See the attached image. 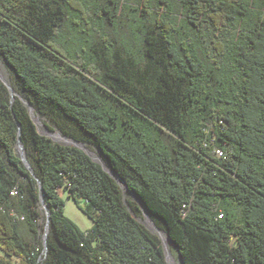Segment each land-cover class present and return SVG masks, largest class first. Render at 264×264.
<instances>
[{"label":"trees","instance_id":"1","mask_svg":"<svg viewBox=\"0 0 264 264\" xmlns=\"http://www.w3.org/2000/svg\"><path fill=\"white\" fill-rule=\"evenodd\" d=\"M0 58L18 93L10 103L0 82V264H167L139 206L82 149L40 134L19 96L96 148L180 264H264V0H0ZM18 133L50 212L42 261L11 213L17 201L39 235Z\"/></svg>","mask_w":264,"mask_h":264},{"label":"rangeland","instance_id":"2","mask_svg":"<svg viewBox=\"0 0 264 264\" xmlns=\"http://www.w3.org/2000/svg\"><path fill=\"white\" fill-rule=\"evenodd\" d=\"M132 3H133V5L136 4L135 2H132ZM0 77L5 79L13 87V76H12L11 70L7 67V65L3 62V60L1 58H0ZM0 82L2 83L1 80H0ZM4 87L6 89L5 94H6L7 98L9 99L10 94H9V92H8V90H7L5 85H4ZM15 97H17V95H15L14 98ZM34 116H35V118H36V120L38 122L39 129H40L41 132H45L46 131L45 127H47V125H48L49 128L48 127L47 128L49 130L59 131L62 135L69 136V137H72L73 139L77 140L76 138H74L70 134L63 133L61 128H59V126H57L53 121H50V120H48L47 118H45L43 116L41 117L36 112H34ZM60 123L62 125H64V127L68 131L74 133V135L81 136L80 131L74 125H72L70 123H66L65 121H61ZM48 137L53 142L63 143V141H61L60 139L52 138L51 136H48ZM77 141L82 142L84 144V146L90 152H92L95 156H99L100 155L98 153V151L96 150V148L92 144H90L88 142L81 141V140H77ZM22 182L23 183H27L26 180L23 179V178H22ZM58 193L63 198L64 203H65V205H64V213H65V215L70 220H72L75 224H77L78 227L81 230H83V231L88 230L91 227V225H92L91 219L82 212V210L78 207L76 202L71 197H68V192L65 189L60 188L58 190ZM121 193H122V196H123L125 204L128 206L126 201L128 199L129 200H132V199L127 194L123 193L122 190H121ZM14 200H16V199H14ZM38 210H39V213H40V217H39V220H38V224H39V235L38 236H35L34 233L30 230V227H29L28 223L24 220V217H23V215L21 214V212L19 210V205L17 204V201H14L13 208L11 209V213L17 218V220L19 222V232L21 233L23 238L30 244H38V245H40L41 249H40L39 257H41L43 259L44 258V253H43V250H44V247H43V234H44V227H45V223H46V217H45V213H44L43 209L41 208V205H39ZM136 218L138 219V221L142 225H144L148 230H150L155 236L158 237V239L160 240L161 245L163 247V241L159 237V233L156 232L153 229V227H151V224H149L147 222L146 218L142 214L136 215ZM168 244H169L168 245L169 246V253H170L171 257L173 258L174 262H176L177 264H180L179 263V257L177 255L176 249L170 243H168ZM42 259H41V261H42Z\"/></svg>","mask_w":264,"mask_h":264},{"label":"water","instance_id":"3","mask_svg":"<svg viewBox=\"0 0 264 264\" xmlns=\"http://www.w3.org/2000/svg\"><path fill=\"white\" fill-rule=\"evenodd\" d=\"M0 80L6 86L8 92L10 94V103H12V101L14 100V96L15 95L18 96L17 92L13 89V87L5 79L0 77ZM19 98L21 99L23 104L27 107L28 113H29L31 119L33 120V122L35 123V125L37 127V130L39 131L40 134L45 135L47 137L51 136L52 138L60 139L61 141H63V143H60V144L76 146V147L82 149L87 155H89L90 158L94 162H97L98 164H100L101 167L116 181V183L118 184V186L120 187L122 192L127 194L139 206L141 214L152 223L153 229L156 232L159 233V237L162 239L160 233H164V232L159 227H157V225L151 219V217H150V215H149L144 203L140 199V197L135 192H133L132 190H130L128 188L127 184L118 176V174L115 171H113L112 169H110L106 165V163L103 161V159H102V157L100 155H99L100 157H96L95 155L91 154V152L84 146V144L82 142L77 141V140L73 139L72 137L62 135L59 131H52V130H49L47 127L44 126L46 131L45 132H41L40 129H39L38 122H37V120H36V118L34 116V108L32 107V105L26 99H24V98H22L20 96H19ZM18 149H20V150H18ZM15 150H16L17 155L21 159L22 163L24 164V166L28 169V171L31 173V175L37 181V185H38V189H39V193H40L39 202H40L41 208L43 209V211L45 213V217H46V223H45L44 234H43V247H44L43 253H44V256H45L46 251H47L46 236H47V233H48L50 212H49V209H48L47 205L45 204V202L43 200L42 183L36 177V175L34 174L33 168L31 167L29 161L26 158L25 148H24L23 143L21 142L19 133H18V136H17V142H16V145H15ZM166 238H167L168 243H170L176 249L177 255L179 257L178 248L175 246L173 241L167 235H166ZM162 241H163V239H162ZM163 250H164V257H165L166 263L167 264H172V260H171L169 251H168L167 247L165 246L164 242H163Z\"/></svg>","mask_w":264,"mask_h":264},{"label":"bare ground","instance_id":"4","mask_svg":"<svg viewBox=\"0 0 264 264\" xmlns=\"http://www.w3.org/2000/svg\"><path fill=\"white\" fill-rule=\"evenodd\" d=\"M41 124V123H40ZM18 150H20V149H18ZM91 154H93L92 152H91ZM94 155V154H93ZM96 157H100V156H96ZM147 220V222L149 223V224H151V227H153V225H152V223L148 220V219H146ZM160 235H161V237H162V239H163V242H164V244H165V246L167 247V249H168V251H169V244H168V241H167V238H166V235L164 234V233H160ZM170 254V253H169ZM170 257H171V255H170ZM41 257H40V261H41ZM171 260H172V264H177L176 262H174V260H173V258L171 257Z\"/></svg>","mask_w":264,"mask_h":264},{"label":"built area","instance_id":"5","mask_svg":"<svg viewBox=\"0 0 264 264\" xmlns=\"http://www.w3.org/2000/svg\"><path fill=\"white\" fill-rule=\"evenodd\" d=\"M176 1H180V0H176ZM215 153H216V155H218V156H221V155H222V151H221L220 149H218V148L215 150ZM14 193H16V192L13 191L12 194H14Z\"/></svg>","mask_w":264,"mask_h":264}]
</instances>
